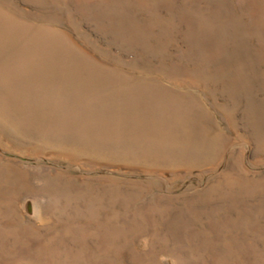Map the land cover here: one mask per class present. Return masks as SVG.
Returning a JSON list of instances; mask_svg holds the SVG:
<instances>
[{"label": "rangeland", "instance_id": "1", "mask_svg": "<svg viewBox=\"0 0 264 264\" xmlns=\"http://www.w3.org/2000/svg\"><path fill=\"white\" fill-rule=\"evenodd\" d=\"M0 10L82 87L63 104L100 115L119 96L156 124L167 160L44 145L33 128L56 120V103L26 91L5 105L16 138L0 128V165L14 175L0 174V257L264 264V0H0Z\"/></svg>", "mask_w": 264, "mask_h": 264}, {"label": "bare ground", "instance_id": "2", "mask_svg": "<svg viewBox=\"0 0 264 264\" xmlns=\"http://www.w3.org/2000/svg\"><path fill=\"white\" fill-rule=\"evenodd\" d=\"M6 12L7 11L3 12L5 13L4 15H6ZM10 15L11 14H9V16ZM10 18L2 15L0 16V114L3 119H5L3 120L0 117V128L2 127L3 130L6 131L10 130L12 135L16 138L18 132V125L20 127L21 122L10 119L9 114L5 110V105L9 102L20 101L21 98H27L28 94L26 91L30 90L34 93H37L39 95V98L41 99H51L50 101L55 102L56 107L58 109V114H54V119L56 120L52 121L53 119H48L50 121L47 120L48 122H46L44 120L43 122H39V124L34 125V133L37 138L43 142H41L42 144L49 145V147L53 146L57 150L62 151L64 153L70 152L73 149L74 151L80 153L82 152L88 156H93L98 153H104L106 155V153H110L111 151H113L112 153L115 152L119 156V158L130 157L135 159L136 161H141L139 162L140 164H145V162H148L147 164L149 165V161H151V163L153 161L155 162L154 159H157L158 163L159 161H162L163 163L164 161H167L166 159H164L166 158L165 155L161 154L162 150L157 151L155 153L159 144H165L164 139H159L157 137L156 131L158 130L153 127L156 126V124L145 122V120L142 118L143 116H136L129 113H125V108L123 107V105L120 104L122 102L119 96L117 98H114L112 102L110 100L105 102L101 109L100 115H98V113H94L95 111L93 109H90L89 106H86L85 109H82L75 108L73 106L69 107L68 105L63 104L61 100L67 99L68 97L62 95H68L70 94L69 92H73L75 90L81 91L82 87L70 80L68 81L66 76H59L61 73L66 74L65 72H63V70H61V68L65 66L61 62L51 61L49 58L43 57V53L47 46H45L44 43L42 46H36V44L34 45L32 41H29L30 39L28 40V35H30L32 31L30 32L29 28L26 27L24 24H17ZM20 22L22 21L19 20V23ZM43 36L45 37L47 35L43 33ZM22 40L26 44H22ZM46 40L49 41V38H47ZM14 89H19L20 91L23 90L24 96L22 95L21 97L16 94L17 92H15ZM48 91L52 92L53 95H50ZM82 102L85 101L82 100ZM87 102L88 104H90L89 101ZM108 102L111 103L108 104ZM104 113L108 118L107 120H110L109 122H101L99 120L100 117L104 116ZM69 117H78V119L71 118L73 120L71 121L68 119ZM128 117H133V119L127 122L126 119ZM58 126L64 127V136L57 135L51 130L54 127ZM125 132H127V136L130 139H125L123 144H118L117 138ZM175 147H177V145H175ZM52 151H54L53 148ZM167 158L169 159V157ZM94 160L96 159L94 158ZM170 161L172 160L170 159ZM151 163L150 165L152 166ZM179 164H181V162H179ZM172 165L170 166L171 168ZM165 166H167V164ZM142 168L148 169L146 168V166ZM156 168H158V166ZM148 170H150V168ZM161 170L162 169H160L159 171ZM0 174H2V176H6L8 174L1 165ZM9 176L13 177L14 175ZM1 179L2 178H0V180ZM0 199L2 200L3 198ZM9 202L10 201H8V203ZM10 204H12V202ZM3 205L5 206L7 204H5V202L3 201H0V207H3ZM4 228L5 225L3 229ZM9 253H5L3 254V257H0V264H19L18 258L15 257V254L11 255Z\"/></svg>", "mask_w": 264, "mask_h": 264}]
</instances>
